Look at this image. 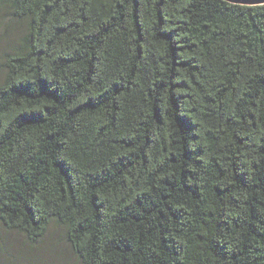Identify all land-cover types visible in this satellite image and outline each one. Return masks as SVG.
<instances>
[{
  "label": "trees",
  "instance_id": "obj_1",
  "mask_svg": "<svg viewBox=\"0 0 264 264\" xmlns=\"http://www.w3.org/2000/svg\"><path fill=\"white\" fill-rule=\"evenodd\" d=\"M0 225L81 264H264V6L0 0Z\"/></svg>",
  "mask_w": 264,
  "mask_h": 264
},
{
  "label": "rangeland",
  "instance_id": "obj_2",
  "mask_svg": "<svg viewBox=\"0 0 264 264\" xmlns=\"http://www.w3.org/2000/svg\"><path fill=\"white\" fill-rule=\"evenodd\" d=\"M7 11H0V85L5 79L6 56L25 34L24 25ZM0 264H81L64 231L54 226L38 245H32L18 233H9L0 225Z\"/></svg>",
  "mask_w": 264,
  "mask_h": 264
},
{
  "label": "water",
  "instance_id": "obj_3",
  "mask_svg": "<svg viewBox=\"0 0 264 264\" xmlns=\"http://www.w3.org/2000/svg\"><path fill=\"white\" fill-rule=\"evenodd\" d=\"M228 3L241 5V6H249V7H257L264 6V0H225Z\"/></svg>",
  "mask_w": 264,
  "mask_h": 264
}]
</instances>
